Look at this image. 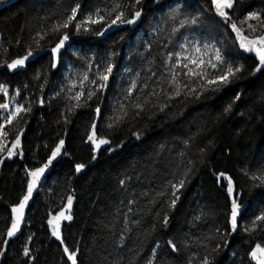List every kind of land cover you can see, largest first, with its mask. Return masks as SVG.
<instances>
[{"label":"snow or ice","instance_id":"obj_1","mask_svg":"<svg viewBox=\"0 0 264 264\" xmlns=\"http://www.w3.org/2000/svg\"><path fill=\"white\" fill-rule=\"evenodd\" d=\"M2 3L4 0H0ZM142 3L143 0H97V6L85 13L83 0H56L54 8L39 16L40 23L27 40H15L17 46H23V54L9 60L8 49L0 52V70L10 74L27 73L29 64H36L44 56L49 58L47 65L33 68L31 81L18 85L14 90L10 88V83L0 82V98L3 100L0 102V164L14 157L24 158L22 137L25 128L8 130L9 126L21 120L27 125L28 121L24 118L31 115L33 105L45 106L46 88L51 83L50 73L61 72V69H64L61 72L63 81L59 82V89L47 97V102L49 105L58 100L64 103L59 119L55 121L57 126L71 124L72 117L78 115L77 110L90 113L91 122L84 143L91 147L92 161L97 159L102 146H108L109 152L115 150L108 137L98 135L101 120H106L107 129L116 131L131 120H154L171 111L178 102L185 105L206 102L226 90L234 94L217 114V121L230 116L239 107L238 102L246 103V94L249 100H253L254 106L264 108V7L248 5L238 9L237 6L243 5L245 0H209L207 8L193 14L186 10L181 0H171L166 8L161 9V15L154 17V22L150 23L147 33L150 38L139 41L138 47L144 51L130 50L129 66L124 67L120 81L124 84L126 79L127 86L122 94L112 99L111 115L105 117L110 80L119 68L117 58L121 56V51L117 45L125 40V36H120L103 50H83L77 46L75 38L87 35L106 39L113 30L123 31L125 27L137 26L144 15ZM261 3L264 4V0ZM217 28L224 30L230 43L217 38ZM69 53L71 60L67 58ZM134 57L138 59L134 60ZM249 57L254 66L246 63ZM32 83L39 89L35 100L32 99L35 96L30 87ZM241 83L247 87L240 88ZM183 114H179L181 118ZM205 132L206 135H202ZM13 133L14 139H10ZM211 134L212 129L205 125L200 132L179 141L184 151L180 152L182 162L177 166L178 172L172 173L171 179L166 178L158 189H145L138 194L135 189L132 190L126 201L127 210L123 213L117 210L113 222L105 225L114 236L110 247L118 253L127 249L131 255L113 256L109 252L102 257L101 264L104 261L107 264H139L137 258L143 246L139 250L135 246L128 247V241L132 240L129 234L137 231L146 222V217L151 218V224L142 233L144 242L158 229H169L170 212L181 199L180 192L201 168L211 164L210 156L215 147L214 138H209ZM132 135L140 140L143 133L136 131ZM123 143L121 141L117 147H122ZM44 148L48 149L49 145L45 143ZM62 156H70V153L66 150L65 138H57L46 158L24 166L21 191L15 202L7 205L9 214L4 227L0 228V256L7 254L12 240L23 232V225L27 222L26 210L34 201V193L43 186L51 168ZM85 168L84 163L74 164L77 174ZM239 171L248 178L252 189H264V164L253 168L246 163ZM213 176L224 192L223 212L213 213L203 206L193 215L190 222L193 227L200 226L213 215L219 222L214 221L209 232L195 239L184 236L182 246L190 253L186 264H216V256L230 244L227 237L241 230L248 236L264 232V207L246 220L249 210L245 204V189L238 188L227 171H213ZM131 179V176H125L119 180V185L127 190ZM141 198H145L146 206L134 209L133 206ZM73 200L74 195L68 194L59 211H50L46 226L51 237L58 242L62 258H66L65 264H82L79 242L70 247L62 233L61 222L74 219L71 214ZM120 203L125 202L122 200ZM120 216L123 228L116 233L112 231L114 221ZM241 221L245 223L242 225ZM35 236L36 233H31L23 242L19 251L20 264H36L37 257L30 247ZM245 243L250 248L246 253L249 264H264V243ZM166 247L170 249V254H179L181 250V245L173 239L166 241ZM160 248V242L155 241V247H150L151 254L146 264H158Z\"/></svg>","mask_w":264,"mask_h":264},{"label":"trees","instance_id":"obj_2","mask_svg":"<svg viewBox=\"0 0 264 264\" xmlns=\"http://www.w3.org/2000/svg\"><path fill=\"white\" fill-rule=\"evenodd\" d=\"M208 2L209 0H181L186 10L193 14L207 8ZM170 3L171 0H143L144 15L137 26L125 27L123 31L113 30L106 39L87 35L75 38L77 46L83 50H103L120 36H125V40L117 45L121 56L119 68L116 70V75L112 77L107 91L105 117L111 115L112 99L122 94L127 86L126 79L124 84H121V78L117 79L124 67L129 66L130 50L144 51L142 47H138L142 39H135L134 33L140 30L143 39H149L147 33L150 30V23H153V18L159 17L161 9L166 8ZM83 4L84 12L87 13L90 8L97 6V0H83ZM248 5L264 7L261 0H245L243 5L237 7L239 9ZM55 6L56 0H13L1 5L0 45L2 48L0 52L8 49L7 59L9 60L23 54V46H17L15 40L21 38L27 40L32 30L40 23L39 16ZM216 33L217 38L230 43L222 28H217ZM67 58L72 59L70 53ZM48 59L44 56L36 64H29L27 73L10 74L0 70V82L10 83V88L14 90L18 85L22 86L25 82L31 81L33 68L39 67L40 64L47 65ZM246 63L254 66L251 57ZM49 78L51 83L46 88L45 106L40 107L34 104L31 115L24 118L28 121L27 125L21 120L9 126L8 129L25 128V134L22 137L25 156L23 159L14 157L1 164L0 228L4 227L5 218L9 214L7 205L15 202L21 191L24 166L26 164L31 166L35 160L42 161L46 158V154L50 152L57 138H65L66 150L70 156L58 158V162L53 165L46 182L34 198L23 232L12 240L7 254L0 256V264H20L19 251L26 237L31 233H36L34 241L30 243L33 255L37 257L36 264H65L66 258H62V251L58 247V242L51 237L46 221L48 213L58 211L68 194L74 195L72 207L74 219L63 226L62 233L70 247H75L79 242L82 248V264H101L102 257L109 252L113 256L119 254L129 257L131 254L127 249L118 253L110 247L114 236L105 225L113 222L117 210L120 213L127 210L126 201L130 198L133 189L136 194L145 189H158L166 178L171 179V174L178 172L177 166L182 162L180 152L184 149L179 141L200 132L205 125L212 129L209 138H214L215 141V147L210 156L211 164L201 168L194 175L191 183L180 192L181 199L176 208L170 212L169 229H158L147 242H144L142 233L151 224V218L146 217V222L137 231L129 234L132 240L128 241V247L135 246L139 250L140 246H143V251L137 258L139 264H146L151 254L150 247H155V241L161 244L158 264H186L190 253L182 246L184 236L188 235L195 239L209 232L214 221L219 222L213 215L200 226L193 227L190 223L193 215L203 206L211 209L213 213L223 212L224 192L215 182L213 171H227L238 188L245 189V204L249 210L246 220L250 219L251 214L256 213L259 208L264 207V189H252L248 178L239 171L246 163L253 168L257 164H264V108L260 105L254 106L253 100H249L247 94L244 97L246 103L238 102L239 107L235 108L230 116L219 121L216 120L217 114L233 96L234 93L231 90H226L223 94L206 102H189L186 105L178 102L171 111L154 120L147 118L140 121L131 120L122 129L116 131L107 129L106 120H101L98 135L108 137L112 141L111 147L115 150L109 152L108 146H102L97 153V159L92 161L91 147L84 143L86 132L90 127V113L77 110L78 115L72 117L71 124L65 126L61 123L57 126L55 121L59 119L60 109L64 107V103L58 100L49 105L47 97L59 89L58 85L60 86L59 82L63 81V77L61 72H52ZM56 83L57 88H55ZM30 87L35 91V96L32 97L35 100L39 96L38 86L32 83ZM245 87H247L246 84H240V88ZM52 88H54L53 91H51ZM0 102H3L2 98ZM92 106L95 107V104ZM181 112L184 113L182 118L179 115ZM241 112L244 113L243 116L240 115ZM66 128L67 132H65ZM136 131L143 133L140 140H136L132 135ZM202 135H206V132ZM10 139H14V133ZM121 141H124L123 146L117 147ZM203 142L206 143V140ZM45 143L49 145L48 149L44 148ZM192 150L195 151V148ZM75 163L86 164L85 170L80 174L75 173ZM125 176L132 177L127 190L119 185V180ZM122 200L124 204L120 203ZM145 206L146 200L141 198V201L133 207L136 209ZM114 223L115 228L112 231L118 233L123 228L122 216ZM243 223L245 221H241L242 225ZM168 239H173L181 245L179 254H170V249L166 247ZM227 239L230 240V244L216 256V264H249L246 253L250 248L245 241H250L252 244L264 243V232L248 236L241 230ZM103 264H107V261Z\"/></svg>","mask_w":264,"mask_h":264},{"label":"water","instance_id":"obj_3","mask_svg":"<svg viewBox=\"0 0 264 264\" xmlns=\"http://www.w3.org/2000/svg\"><path fill=\"white\" fill-rule=\"evenodd\" d=\"M11 1H13V0H4V3L0 4V6L6 4V3H8V2H11ZM110 83H111V80H110ZM109 86H110V85H109ZM0 167H1V164H0ZM51 170H52V168H51ZM51 170H50V171H51ZM49 173H50V172H49ZM38 191H39V190H38ZM38 191H37L36 193H34V198L36 197ZM66 199H67V197H66ZM66 199H65L64 203H66ZM73 201H74V200H73ZM32 204H33V202L31 203V206H32ZM63 205H64V204H63ZM63 205H62V207H63ZM62 207H61V208H62ZM61 208H60V209H61ZM60 209H59V210H60ZM29 210H30V208H28V209L26 210V215L28 214ZM59 210H58V211H59ZM71 214H72V211H71ZM61 223H62V229H63V226H64V225L69 224V223H71V222H64V221H62ZM49 232H50V230H49ZM234 234H235V233H234ZM234 234H233V235H234ZM18 236H19V235H18ZM52 238L55 240L54 237H52ZM253 263H254V262H253Z\"/></svg>","mask_w":264,"mask_h":264},{"label":"rangeland","instance_id":"obj_4","mask_svg":"<svg viewBox=\"0 0 264 264\" xmlns=\"http://www.w3.org/2000/svg\"><path fill=\"white\" fill-rule=\"evenodd\" d=\"M134 38L135 39H143V37H142V33H140V30H138V31H136L135 33H134ZM125 50V49H124ZM123 63H124V61H123ZM125 65H126V63H124ZM64 71V69H61V72H63ZM122 73H123V70H122ZM122 73H119V75H118V79L117 80H120V78H121V75H122ZM55 85V84H54ZM60 86L58 85V88H59ZM55 88H57V83H56V86H55ZM54 90V88H52L51 89V91H53ZM40 190H41V188H40ZM39 190V191H40Z\"/></svg>","mask_w":264,"mask_h":264},{"label":"flooded vegetation","instance_id":"obj_5","mask_svg":"<svg viewBox=\"0 0 264 264\" xmlns=\"http://www.w3.org/2000/svg\"><path fill=\"white\" fill-rule=\"evenodd\" d=\"M119 58H120V57L117 58L118 63H119Z\"/></svg>","mask_w":264,"mask_h":264}]
</instances>
